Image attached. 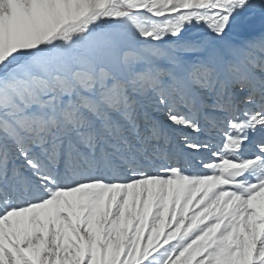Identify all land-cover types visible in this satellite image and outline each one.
I'll return each mask as SVG.
<instances>
[{
  "label": "snow or ice",
  "instance_id": "obj_1",
  "mask_svg": "<svg viewBox=\"0 0 264 264\" xmlns=\"http://www.w3.org/2000/svg\"><path fill=\"white\" fill-rule=\"evenodd\" d=\"M0 264H264V0H0Z\"/></svg>",
  "mask_w": 264,
  "mask_h": 264
}]
</instances>
